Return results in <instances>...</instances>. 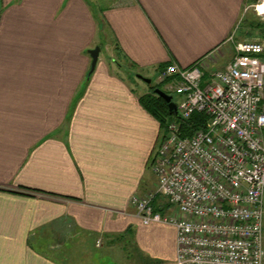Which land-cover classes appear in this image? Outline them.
<instances>
[{
	"label": "crops",
	"instance_id": "0c3cea01",
	"mask_svg": "<svg viewBox=\"0 0 264 264\" xmlns=\"http://www.w3.org/2000/svg\"><path fill=\"white\" fill-rule=\"evenodd\" d=\"M253 1L0 0V264L175 263L176 230L130 203L162 135L131 80L224 70Z\"/></svg>",
	"mask_w": 264,
	"mask_h": 264
},
{
	"label": "built area",
	"instance_id": "2783aa9c",
	"mask_svg": "<svg viewBox=\"0 0 264 264\" xmlns=\"http://www.w3.org/2000/svg\"><path fill=\"white\" fill-rule=\"evenodd\" d=\"M253 6L264 14V0ZM229 42L232 61L207 80L201 63L158 73L178 96L177 118L157 152L156 190L130 203L145 225L176 230L174 264H264V39ZM196 113L204 127L185 135ZM157 195L170 213L154 210Z\"/></svg>",
	"mask_w": 264,
	"mask_h": 264
},
{
	"label": "rangeland",
	"instance_id": "374dc122",
	"mask_svg": "<svg viewBox=\"0 0 264 264\" xmlns=\"http://www.w3.org/2000/svg\"><path fill=\"white\" fill-rule=\"evenodd\" d=\"M256 4V0L253 1V3L247 5V7L245 8V12L243 15V21L241 22H246L249 23L248 26H246L243 30V32L245 33V36L242 40H257V39H264V14H258V12L255 9V5ZM95 6H97V3H95ZM159 74L157 75H153L151 77L147 78H151L153 83L152 86H157L160 85V87L162 88L163 91L167 92L169 95H171L173 97V100L176 102L178 101V96L176 95V93L172 90L167 89L168 86L166 85V83L161 84L159 82V78H158ZM131 85H133V87L136 89L138 88V91L141 92H148L150 91V85H147L146 83H144L141 79H138L137 77H133L131 80ZM140 88V89H139ZM177 118V116H175V119ZM167 133V129L166 126H163L162 129V135H161V141L158 143L155 152H158L160 145L165 137ZM156 154V153H155ZM157 156V154H156ZM156 157L154 159V162L152 163V166L150 167V172L152 174H150V179L156 180L155 175L153 174V166L155 163ZM152 180V182H153ZM166 200V199H165ZM167 211L171 212L172 208L167 209Z\"/></svg>",
	"mask_w": 264,
	"mask_h": 264
},
{
	"label": "trees",
	"instance_id": "16d2710c",
	"mask_svg": "<svg viewBox=\"0 0 264 264\" xmlns=\"http://www.w3.org/2000/svg\"><path fill=\"white\" fill-rule=\"evenodd\" d=\"M156 88L162 89L160 85L151 86L149 94L141 97L140 101L143 107L159 121L161 129H163V126L167 124V120L174 119L176 114H171L168 104L161 97L154 94ZM206 119V116L202 113L194 114L189 121L181 124L184 134L191 136L194 132L203 128Z\"/></svg>",
	"mask_w": 264,
	"mask_h": 264
},
{
	"label": "water",
	"instance_id": "95a60500",
	"mask_svg": "<svg viewBox=\"0 0 264 264\" xmlns=\"http://www.w3.org/2000/svg\"><path fill=\"white\" fill-rule=\"evenodd\" d=\"M101 49L99 47H96L95 49L90 51V55L92 58V68H91V72H93L95 70V67L97 65V62L99 60V55H100ZM139 79H141L143 82H145L147 85L152 86V79L151 78H147L143 75L138 74L137 76ZM154 94L161 97L167 104H168V108H169V112L171 114L173 113H177V106L173 101V97L171 95H169L167 92L163 91L160 88H156L154 90Z\"/></svg>",
	"mask_w": 264,
	"mask_h": 264
}]
</instances>
